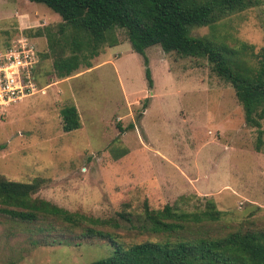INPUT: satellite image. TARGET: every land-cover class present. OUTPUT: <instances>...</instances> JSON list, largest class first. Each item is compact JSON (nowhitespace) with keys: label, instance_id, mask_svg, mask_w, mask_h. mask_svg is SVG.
I'll return each mask as SVG.
<instances>
[{"label":"rangeland","instance_id":"374dc122","mask_svg":"<svg viewBox=\"0 0 264 264\" xmlns=\"http://www.w3.org/2000/svg\"><path fill=\"white\" fill-rule=\"evenodd\" d=\"M61 23L43 3L0 0V51L20 36L32 38L41 88L0 106V174L21 182L43 177L36 195L72 212L101 220L130 214L120 229L104 227L124 245L165 238L135 220L144 201L154 209L166 203L191 209L212 198L222 213L212 234L242 224L264 229V118L261 128L246 123L233 87L209 61L154 44L145 48L146 65L117 28L118 44L92 55L82 43L80 66L60 78L46 35L33 33L49 29L69 55L72 27ZM191 34L230 47L257 69L264 61V0ZM69 104L81 127L64 132L60 110ZM78 233L47 238L0 217V264H90L112 254L107 239Z\"/></svg>","mask_w":264,"mask_h":264},{"label":"trees","instance_id":"16d2710c","mask_svg":"<svg viewBox=\"0 0 264 264\" xmlns=\"http://www.w3.org/2000/svg\"><path fill=\"white\" fill-rule=\"evenodd\" d=\"M29 1L45 4L61 16L62 27H72L73 48L69 55L64 54L63 44L49 29H36L33 33V36L46 35L58 77L70 76L80 66L81 58L76 51L82 43L92 55H97L101 45L118 44L115 30L123 29L133 50L144 55L146 65L145 48L154 44H160L165 52L206 58L213 72L233 87L246 123L261 128L264 61L257 69L246 67L230 47L207 36L191 34L192 28L212 25L228 14L255 6L259 0ZM58 31L62 33L64 29ZM145 76L152 87L148 67ZM60 116L64 132L81 127L74 104L63 107ZM44 181L36 176L29 182H21L0 174V217L47 238L61 240V236L79 231V238L107 239L113 246L112 254L90 264H264V229L242 224L224 235L212 234L216 232L213 225L222 216L212 198L198 199L199 203L191 209L170 203L154 209L144 201L141 215L135 220L165 238L124 245L104 227L120 229L133 218L130 214L116 212L115 217L101 220L72 212L36 195Z\"/></svg>","mask_w":264,"mask_h":264},{"label":"built area","instance_id":"2783aa9c","mask_svg":"<svg viewBox=\"0 0 264 264\" xmlns=\"http://www.w3.org/2000/svg\"><path fill=\"white\" fill-rule=\"evenodd\" d=\"M39 52L28 36L16 38L0 51V106H9L41 90L37 78Z\"/></svg>","mask_w":264,"mask_h":264}]
</instances>
